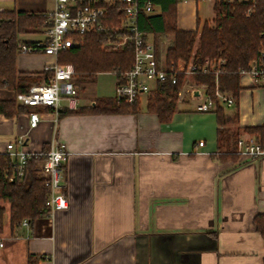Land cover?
Segmentation results:
<instances>
[{
    "label": "crops",
    "instance_id": "0c3cea01",
    "mask_svg": "<svg viewBox=\"0 0 264 264\" xmlns=\"http://www.w3.org/2000/svg\"><path fill=\"white\" fill-rule=\"evenodd\" d=\"M214 4L179 0L178 29L195 31L213 22ZM53 7L54 0H0L1 12L46 14ZM173 41L170 35L158 47L161 60ZM28 61L17 62L19 73H40L56 59L43 54L37 66ZM102 75L79 90L74 111L83 113L56 118L42 109L33 130L27 114H0V154L21 138L35 151L48 150L53 140L66 145L70 200L52 217L16 228L9 203L0 200V264H264V240L255 223L264 214V156L251 158L237 147L239 139L259 137L246 128L264 126V78H240L236 104L223 103L219 125L215 111H197L201 100L189 93L169 123L141 100L137 113H90L97 100L115 99L116 75L108 91L98 82ZM15 95L0 90V100ZM228 153L237 155L218 158Z\"/></svg>",
    "mask_w": 264,
    "mask_h": 264
},
{
    "label": "trees",
    "instance_id": "16d2710c",
    "mask_svg": "<svg viewBox=\"0 0 264 264\" xmlns=\"http://www.w3.org/2000/svg\"><path fill=\"white\" fill-rule=\"evenodd\" d=\"M152 3V13L140 11L138 29L154 36L156 48L168 36L173 35V44L166 53L167 65L177 64L179 61H189L197 43L196 57L198 62L204 60L223 59L219 79V89L224 94H231L238 99L240 93V72L247 71L250 64L261 56L264 51V0H256L254 6L247 3L229 4L223 0H216L214 4V26L206 23L195 31H181L177 26V4L179 0H139L142 7ZM252 10L250 16L247 12ZM45 14L26 12L0 11V90L12 91L15 94L26 92L31 86L39 85L51 76L43 74L19 73L17 59L19 54V36L41 33V26ZM123 14L118 7L108 9L104 18L107 30L93 32L80 37V44L63 50L57 57V64L72 65L74 68V83L81 90L84 84L92 83L102 73L119 74L128 71L134 63V47L128 44L122 50H108L104 48L109 42H116L122 32L113 31L119 28ZM200 26V22L198 24ZM198 26V27H199ZM24 43H29L24 41ZM195 84L206 85L208 96L216 103L215 110L219 125L224 123V106L216 97L215 72L193 76ZM187 81L185 75L179 76L177 84L167 83L157 93L148 98L147 109L155 113L161 123H169L176 112L178 92ZM140 103H119L116 99L104 98L96 102L90 113L125 114L137 113ZM31 109L20 106L14 100H0V114L13 118L31 113ZM41 111V110H39ZM87 112V111H86ZM65 114L83 113L81 111L60 112ZM252 134H258V140L264 143V126L246 128ZM220 134V131H219ZM236 153L220 154L218 158L226 161L236 157ZM38 158L26 164L22 176L8 155L0 154V200L10 205L11 227L21 226L24 220L33 223L46 216L48 208L46 202L50 196V189L42 177L38 166ZM5 210L0 209V232L4 228ZM256 227L264 240V214L255 218ZM32 264V259L30 260Z\"/></svg>",
    "mask_w": 264,
    "mask_h": 264
},
{
    "label": "built area",
    "instance_id": "2783aa9c",
    "mask_svg": "<svg viewBox=\"0 0 264 264\" xmlns=\"http://www.w3.org/2000/svg\"><path fill=\"white\" fill-rule=\"evenodd\" d=\"M216 1V0H214ZM229 4L247 3L255 5L256 0H223ZM118 7L123 14L121 26L112 30L122 32L116 42H109L104 46L108 50H122L128 44L134 47V63L132 67L116 75L117 84L115 89V99L119 103L135 104L140 102L142 96L147 99L152 94L157 93L162 86L167 83L177 84L179 76L185 75L187 78L199 74L215 72L216 77V97L221 104L228 106L236 104V99L229 94H224L219 89V75L222 66L226 62H213L204 60L198 62L194 58L189 61H179L177 64L167 65L166 60L158 57L157 48L153 35L141 32L138 29V17L141 10L152 13L154 7L148 2L142 7L139 0H54V7L45 14L42 23L44 28L43 39L24 43L19 42V54L40 53L51 55L56 59L54 64L46 65L43 74L52 73L47 80L39 85L31 86L26 92L15 95V101L20 106L29 107L32 111L29 115V129L38 127L41 121L39 110L51 111L56 118L60 112L74 111L79 108V89L74 83V68L72 65L57 64V57L63 50L72 48L80 44V37L93 33L103 32L106 29L104 18L108 9ZM252 10L247 12L250 16ZM241 77L250 76L254 82L264 78V51L258 59L250 64L247 71L240 72ZM178 92V100L184 98L185 93L201 100L197 105L199 112H211L217 108L216 103L208 96L206 85H188ZM199 93V96L195 95ZM204 98V100H202ZM66 105H63V102ZM24 138L16 142L9 143L6 148V155L15 163L20 176L24 167L34 158H38V166L42 177L46 180V185L50 189V196L46 202L48 213L46 216L52 217L55 212L65 210L69 207L70 200L66 190V165L68 162V151L64 143L53 140L48 150L35 151L24 147ZM20 145L21 150L16 151V146ZM200 146L204 142H199ZM241 154L257 158L264 156V143L256 138L239 139L237 143ZM23 226L29 227L30 222L26 219Z\"/></svg>",
    "mask_w": 264,
    "mask_h": 264
},
{
    "label": "rangeland",
    "instance_id": "374dc122",
    "mask_svg": "<svg viewBox=\"0 0 264 264\" xmlns=\"http://www.w3.org/2000/svg\"><path fill=\"white\" fill-rule=\"evenodd\" d=\"M215 19V18H214ZM214 19H213V22L211 21V23H208L210 26H214L215 25V23H214ZM41 34H42V36L41 35H36V34H27V35H21V36H19L18 38H19V40H21V41H27V40H30V39H37V38H42L43 37V32H44V28L41 26ZM164 41H162V43H163ZM164 44V46L166 45L165 43H163ZM169 48V47H168ZM197 48H198V43H197V45H196V47H195V49H194V51H193V53H192V55H191V57H190V59H192V58H195L196 57V50H197ZM168 50V49H167ZM167 53V52H166ZM19 58H18V61L17 62H19V64L20 63H29V61L28 60H32L33 62L35 61V63L36 64H33L34 66H37V64H39V63H41V58L43 57V54H40V53H32V54H23V55H19L18 56ZM164 59L166 60V56L164 57ZM189 59V60H190ZM220 60H222L221 62H226L225 60H223V59H214L213 60V62H217L218 63V61H220ZM112 74V73H111ZM111 74L109 73H105V75H102V76H100L99 77V79H98V82H99V84H101V86L103 87V88H106L107 89V91H108V89H110V83H112V77H111ZM193 83L192 85H195V81H194V79H193V77H189L188 78V82H186L187 83V87H188V85L190 84V83ZM41 84V83H40ZM84 92V91H83ZM202 100H204V98L202 99ZM201 102V101H200ZM141 105L143 106V107H146V105H147V97L146 96H142V98H141Z\"/></svg>",
    "mask_w": 264,
    "mask_h": 264
},
{
    "label": "water",
    "instance_id": "95a60500",
    "mask_svg": "<svg viewBox=\"0 0 264 264\" xmlns=\"http://www.w3.org/2000/svg\"><path fill=\"white\" fill-rule=\"evenodd\" d=\"M195 95H196V96H199V93H198V92H195Z\"/></svg>",
    "mask_w": 264,
    "mask_h": 264
}]
</instances>
